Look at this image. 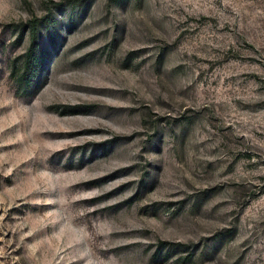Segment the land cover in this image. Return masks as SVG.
I'll return each mask as SVG.
<instances>
[{"label":"rangeland","instance_id":"rangeland-1","mask_svg":"<svg viewBox=\"0 0 264 264\" xmlns=\"http://www.w3.org/2000/svg\"><path fill=\"white\" fill-rule=\"evenodd\" d=\"M0 264H264V0H0Z\"/></svg>","mask_w":264,"mask_h":264},{"label":"trees","instance_id":"trees-1","mask_svg":"<svg viewBox=\"0 0 264 264\" xmlns=\"http://www.w3.org/2000/svg\"><path fill=\"white\" fill-rule=\"evenodd\" d=\"M34 48H35V41H34V37H32V42H31V47L29 49V53L33 52L34 51Z\"/></svg>","mask_w":264,"mask_h":264}]
</instances>
